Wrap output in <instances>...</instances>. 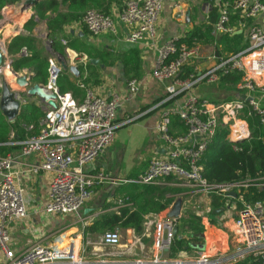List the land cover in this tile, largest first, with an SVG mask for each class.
<instances>
[{"label":"built area","instance_id":"built-area-1","mask_svg":"<svg viewBox=\"0 0 264 264\" xmlns=\"http://www.w3.org/2000/svg\"><path fill=\"white\" fill-rule=\"evenodd\" d=\"M178 1L124 0L118 20L124 26L135 27L125 38V43L134 45L146 38L153 40L163 3ZM16 3L21 6L19 1ZM233 14L240 18L235 25L230 23ZM80 23L94 38L116 33L113 21L95 10L86 11ZM238 31L244 34L249 45L204 69L199 66L202 46L195 39L188 46L178 42L182 37L171 38L156 48L151 75L155 81L166 84L165 97L154 107L163 108L156 133L166 147V156L152 160L146 171L129 183L163 186L167 179H172L183 181L207 199L211 194L228 197L227 193L234 187L209 186L201 176L199 162L219 127L228 131L227 140L232 144L249 138L243 118L246 108L248 116L253 115L264 125V108L261 105L264 99V5L259 0H237L232 5L226 2L220 5L214 24L215 34L230 35ZM5 51L0 49L3 57L0 75L12 70V59ZM60 61L53 53L47 58V83L42 85L53 96L51 102L54 108L48 106L49 101L40 102L43 116L38 133L12 143L19 147L22 157L38 155L40 162L30 167L33 174L43 172L50 175L48 202L42 209V213L49 217L78 215L81 212L91 199L93 188L104 180L102 174L92 175L86 168L112 146L119 128L115 122L120 107L117 95L107 100L84 84L78 85L84 92L81 102L69 94L60 93L56 86L62 72ZM186 67H191V70L181 78ZM233 74L240 75L235 86L239 97L235 100L214 104L193 93L197 86L216 85L222 77ZM126 85L130 94L138 93L136 80H130ZM11 92L21 105L22 96ZM179 98L183 99L180 105L164 108ZM144 113L128 117L124 124L134 123ZM173 116L178 118L185 133L170 134V119ZM12 162L9 156L0 158V264H236L247 258L252 260L251 264H264L263 203L246 205L237 211L233 237L238 244L230 253H206L198 249L194 259L187 261L164 256L170 254L176 229V219L168 216L148 224L153 228L150 236L154 254L150 258L129 262L116 258L113 253L102 254L101 258L96 254V259L89 258L87 249L99 251L117 247L120 244L118 230L94 238L87 236L82 242L72 239L56 248L34 244L26 251L15 254L10 248V225L26 218L28 201L24 191L13 182Z\"/></svg>","mask_w":264,"mask_h":264},{"label":"crops","instance_id":"crops-1","mask_svg":"<svg viewBox=\"0 0 264 264\" xmlns=\"http://www.w3.org/2000/svg\"><path fill=\"white\" fill-rule=\"evenodd\" d=\"M123 1L119 0V4H111L109 8L108 17L114 23L115 35H101L97 38L91 37L79 19L77 22L65 25L60 32L50 36L55 41L53 46H55L57 51L51 48L52 42L49 40L50 38H47L49 31L47 30L45 21H43L44 31H41L42 33L37 32L36 24L39 23H32V21L21 26V30L25 35L20 30L18 31L17 26L12 23H10V26L6 25V27L0 28V33H4L6 32L4 30L8 29L10 33L14 34L12 37L22 35L21 37L34 41L45 52L47 58L53 53L55 57L64 63L67 69L75 67L79 73L77 78L73 77L68 70H62V72L68 79L74 80L76 85L79 84L76 80L81 75L82 77L86 76L87 71L85 68L88 60L84 55L70 49V44L73 41L81 42L91 46L95 50L107 53L110 59L107 66L101 64L98 59H91L97 61V64L93 66L97 67L99 83H87L86 87L97 96L107 100L111 99L114 95L120 98V107L115 118V122L119 125V128L116 131L114 142L92 165L86 168L88 173L92 175L102 174L104 180L93 188L91 199L78 215H56L50 217L44 215L42 209L48 202L50 175L43 172L33 174L30 171L31 166L37 165L40 162L38 155L34 154L22 157L18 146L13 145V142L7 144L11 150L8 156L13 160L11 165L13 182L24 191L28 201L26 218L23 221L14 222L10 225V248L15 254L26 251L34 244L56 248L72 239L82 242L87 236L94 238L96 235L86 234L85 228L100 214L104 212L118 213L124 207L122 198L116 194L118 189L144 173L152 160L163 159L166 156V147L159 140L156 133V126L163 108L154 109V107L165 97L164 88L166 86L165 83L155 81L151 75L156 58V48L168 39L184 37L195 26L206 22L212 8L219 10L220 0H180L177 3H163L155 25V38L153 40L146 38L144 41L134 45L126 44L125 38L135 27L124 26L118 20V13L123 6ZM30 10H34V7ZM30 10L25 12L21 17L23 21L31 16L29 14ZM45 16L52 18L53 14L46 12ZM219 36L217 34L218 39ZM0 44L4 49L5 40L3 39V42L0 40ZM130 49L137 50L140 59V74L136 79L139 91L136 95L129 93L126 85L127 80L123 75V66L118 60V57L122 53ZM215 63L212 49L202 47L201 59L199 61L200 68H208ZM10 75L11 78L6 76V84L9 90L18 92L22 96L21 101L23 103L20 105V108L26 102H32L41 110L39 98L36 96L28 97L25 94L30 85H32V71L25 69L18 72L17 75ZM200 86L193 89V93L198 98L211 103H224L223 101L226 100L227 96H234L235 99L239 97L237 93L232 95L231 92L220 89L218 84ZM182 101L183 99L179 98L164 108H175ZM144 112L147 113L145 114ZM141 113L144 114L134 123L124 124L128 117ZM38 131L39 122L37 132L31 135L26 133L24 138L36 135ZM27 132L29 133V131ZM174 133L177 132L175 131ZM166 186L181 189L178 185L170 184L167 180L163 186L158 187ZM228 197L235 199L234 195H228ZM176 198L181 199V194L175 196L173 205L176 203ZM191 198H195L197 201L187 197L184 199H190L192 204L197 203V208L201 207L202 209H199V211L194 210L195 212L188 211V209L183 210L182 205L185 204L183 202V204H180V215L175 219L177 224V221L180 218H184L187 213H195L194 216L198 221L199 231L196 237L197 242H188L185 249L173 257L171 254H165L164 256L173 258L172 260L187 261L194 259L198 249L206 253H230L233 251L238 244L233 237L234 222L238 219V210H236L235 204L232 201H226L224 206L218 209L221 210V214L214 215L213 211L217 210H211L210 199L203 197L198 192H195ZM173 205L164 212L146 216L139 235L132 229L118 230L120 235L124 231V238L120 236V244L117 247L111 249L104 248L99 251L90 248L87 249L86 253L89 258L93 259H96V254L97 257L101 258L102 254L111 255L113 253L116 258L129 262L140 258L152 257L154 250L150 234L153 228L148 224L168 217ZM84 210H87L86 214H83ZM109 259L115 258L110 257Z\"/></svg>","mask_w":264,"mask_h":264},{"label":"trees","instance_id":"trees-1","mask_svg":"<svg viewBox=\"0 0 264 264\" xmlns=\"http://www.w3.org/2000/svg\"><path fill=\"white\" fill-rule=\"evenodd\" d=\"M16 1L21 0H0V12L10 3H13L3 12L6 13L11 10L17 5ZM235 1L237 0H220V5L224 2L232 5ZM259 1L264 5V0ZM111 4H119V0H48L38 3L34 10L40 15V19L45 21L49 31L47 38H50L49 40L52 42V50L57 51L53 46L55 41L50 36L60 32L65 25L77 22L88 10H95L104 16H108ZM46 12L53 14L52 18L45 16ZM217 17V8H212L208 20L195 26L178 42L190 46L195 39L202 47L212 49L216 62L228 55L240 52L249 45L244 34L220 35L218 39L214 32ZM30 18L31 16L25 20ZM239 20V15L233 14L230 17L231 25H235ZM18 36L5 41L6 53L12 59V71L18 73L21 70H30L33 73L32 83L46 85L47 55L34 41L21 37L22 35ZM70 49L84 55L88 60L85 68L86 76L82 77L81 75L76 81L84 85L87 83L98 84L97 67L91 65L89 60L98 59L101 64L107 66L110 60L109 55L76 41L70 44ZM118 60L123 66V75L127 82L139 77L140 59L137 50L130 49L122 53ZM190 70L191 67H186L181 78H184ZM239 79L240 75L237 74L222 77L218 87L232 93L235 91ZM78 85L74 80L68 79L63 72L56 81L60 93H69L72 98L78 100L77 102H81L83 91ZM228 98L230 96H227L223 102H228ZM219 103L221 102L214 104ZM261 105L264 108V99ZM248 112L249 110L246 108L243 113L249 132L247 140L232 144L227 140L228 131L219 127L212 142L201 156L199 162L201 176L209 186L229 185L234 187L235 199L211 194V210L221 209L226 201H232L238 211L242 210L244 205L264 203V125L253 115L248 116ZM42 116V111L32 102L23 104L18 116L12 122H8L0 112V158H5L10 154L11 150L7 145L8 143L22 141L26 133L30 135L36 133L38 122ZM175 131L177 133H174ZM183 133H185V129L178 118L176 116L171 117L170 134L180 135ZM173 181L167 179L170 184H175ZM183 192H185L184 189H175L169 186L158 187L128 183L116 192L122 198L124 207L118 213L104 212L100 214L84 231L86 234L99 235L115 230L132 229L139 235L146 216L164 212L173 205L175 196ZM198 232V221L192 213H187L184 218H180L177 221L176 234L170 247L171 256L173 257L178 252L183 251L188 242H197ZM251 263L252 260L247 258L236 264Z\"/></svg>","mask_w":264,"mask_h":264},{"label":"water","instance_id":"water-1","mask_svg":"<svg viewBox=\"0 0 264 264\" xmlns=\"http://www.w3.org/2000/svg\"><path fill=\"white\" fill-rule=\"evenodd\" d=\"M41 0H24L22 5L20 6L19 10L20 12L22 11H28L30 9H32L33 7H35V5L37 3H39ZM241 31L236 32L235 34H240ZM2 60L3 57L0 53V66L2 64ZM90 64L92 65H96L97 61L96 60H90L89 61ZM61 69L63 71L68 70V72L75 78L78 77L79 73L78 70L75 67H69L68 69L66 68V66L64 65V63L62 61L59 62ZM11 73L15 75V73L11 70ZM0 112L2 114V116L9 122L14 121L16 119V117L18 116L19 110H20V104L18 102V100L16 99V96L14 93H12L9 88L8 85L5 82H2L0 84ZM28 97L30 96H36L39 98L40 102H46L49 101L47 104L48 106H50L51 108H54L53 103L51 102L53 99V96L45 91L42 87V85H34L33 87H31L29 90H27V94ZM87 210L83 211V214H86ZM214 215H220L221 214V210H217V211H213ZM180 215V203L176 202L172 209L171 212L169 213V216L172 218H178ZM174 235L176 233V231L174 230ZM194 248H198V247H194Z\"/></svg>","mask_w":264,"mask_h":264},{"label":"rangeland","instance_id":"rangeland-1","mask_svg":"<svg viewBox=\"0 0 264 264\" xmlns=\"http://www.w3.org/2000/svg\"><path fill=\"white\" fill-rule=\"evenodd\" d=\"M20 3L19 4H21L22 5V3H23V1H19ZM12 4V3H11ZM18 5H15L13 8H15V7H17ZM9 12H12V11H9ZM26 12H28V11H26ZM29 14L31 15V18L30 19H28V20H24V21H22V23H20L19 25H21V26H24V24L25 23H27V22H30V21H32V23L33 22H35V23H39V24H36V28H37V32H40V33H42L43 31H44V25H43V21L40 19V15L38 14V13H36V11H34V10H30L29 11ZM5 15V13L1 10V12H0V28H2V27H6V25H9L10 26V23H12L13 25H14V17H15V13H13L12 14V16H10V19L8 20V18L6 17V16H4ZM18 25V26H19ZM43 29V30H42ZM1 31V30H0ZM4 31H6V32H1L0 33V40H8L9 38H12V36H14V34H12V33H10V31H8V29L7 30H4ZM42 31V32H41ZM1 45V44H0ZM2 47L0 46V49H1ZM4 50H5V46H4ZM12 74V73H11ZM0 81L1 82H5L6 83V81H7V78H6V74L5 73H3L2 75H0ZM34 85H37V84H35V83H32V85H30V87L28 88V90L31 88V87H33ZM202 86V85H201ZM200 86V87H201ZM203 87V86H202ZM236 91V90H235ZM232 92L231 94L232 95H234V93H236V92ZM235 100V97L234 96H232V97H230V98H228V101H230V100ZM173 183H175L176 185H178L181 189H184L185 190V192H183L182 194H181V199L180 198H176V202H178V203H182L183 204V202L185 203L184 205H182V209L183 210H187L188 209V211H194V210H198L199 211V209L201 210L202 208L201 207H199V208H197V203H194V204H192L191 203V200L190 199H195V198H191V197H193L194 196V193L195 192H197L195 189H193V188H191V187H189L186 183H184L183 181H178V180H174L173 181ZM235 191H238V190H236L235 189ZM194 192V193H193ZM233 195L234 194V189H232V190H230L228 193H227V195ZM197 195V194H196ZM190 198V199H187V200H185L184 198ZM196 201H197V199H195ZM193 205V206H192ZM189 206V207H188ZM188 207V208H187ZM210 211V210H209ZM195 212V211H194ZM195 214V213H194ZM193 214V215H194ZM165 215V214H164ZM163 215V216H164ZM124 231L121 233V238H124ZM190 243H192V242H190Z\"/></svg>","mask_w":264,"mask_h":264},{"label":"bare ground","instance_id":"bare-ground-1","mask_svg":"<svg viewBox=\"0 0 264 264\" xmlns=\"http://www.w3.org/2000/svg\"><path fill=\"white\" fill-rule=\"evenodd\" d=\"M19 6H17V7H15V8H12L11 10H9V11H12V12H9V11H7L6 13H5V15L4 16H6L7 18H8V20L10 19V16H12V14L13 13H15V17H14V25H16L17 26V29H18V31L20 30L21 31V33L23 34V35H25V33L21 30V25H19L20 23H22V21H23V18H21L22 16H23V14L26 12V11H22V12H20V11H18L19 10ZM19 25V26H18ZM2 48H3V46L2 45H0ZM1 48V49H2ZM5 74H6V76H8L9 78H11V73L9 72V70H6L5 71Z\"/></svg>","mask_w":264,"mask_h":264}]
</instances>
